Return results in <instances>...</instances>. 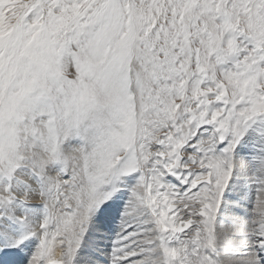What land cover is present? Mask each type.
<instances>
[{"label":"snow or ice","instance_id":"1","mask_svg":"<svg viewBox=\"0 0 264 264\" xmlns=\"http://www.w3.org/2000/svg\"><path fill=\"white\" fill-rule=\"evenodd\" d=\"M264 264V0H0V264Z\"/></svg>","mask_w":264,"mask_h":264},{"label":"bare ground","instance_id":"2","mask_svg":"<svg viewBox=\"0 0 264 264\" xmlns=\"http://www.w3.org/2000/svg\"><path fill=\"white\" fill-rule=\"evenodd\" d=\"M119 223V222H118ZM110 225L97 226L92 235L89 237V242L87 246V256L86 259L90 260L92 264H99L98 260L91 257V251L101 250L103 251V243L107 241V236L109 234ZM92 248V250H91ZM101 264H105L104 262Z\"/></svg>","mask_w":264,"mask_h":264},{"label":"rangeland","instance_id":"3","mask_svg":"<svg viewBox=\"0 0 264 264\" xmlns=\"http://www.w3.org/2000/svg\"><path fill=\"white\" fill-rule=\"evenodd\" d=\"M118 220H115L113 221L111 224H109L111 227H110V230H109V234L107 236V241H105L103 243V248L104 250L101 251V250H94V251H91V257L95 260H98L99 264L106 262L109 260V252H110V247H111V242H112V239L114 237V230L116 229L117 225H118ZM88 246V245H87ZM92 250V248H91ZM104 259H106L104 261Z\"/></svg>","mask_w":264,"mask_h":264}]
</instances>
